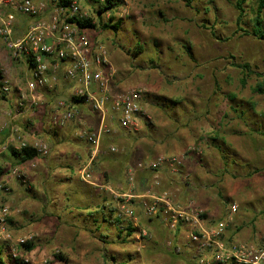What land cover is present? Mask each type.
<instances>
[{
	"label": "rangeland",
	"instance_id": "rangeland-1",
	"mask_svg": "<svg viewBox=\"0 0 264 264\" xmlns=\"http://www.w3.org/2000/svg\"><path fill=\"white\" fill-rule=\"evenodd\" d=\"M189 1L188 6L182 0H128L130 14L120 21L118 32L102 29L103 22L89 29L94 43L104 44L109 51L124 90H148L139 131L105 141L104 136L101 152L89 165L93 148L70 138L79 109H90L89 104H72L73 88L65 92L64 83L54 91L29 92V67L12 58L0 37V65L11 86L9 95H0V168L3 175H9L0 181L11 188L6 202L11 206L14 237L32 236L28 244L34 245L33 250L20 249L23 264H194L187 249L177 251L183 246L180 237L156 220L152 226L141 218V201L134 207L141 227L151 234L147 239L140 240L136 233L127 237V223L120 228L100 223V214L98 222L90 217L106 199L116 210L108 216H116L123 198L115 194H122V187L124 193L128 191V167L158 155H178L189 147L198 148L201 155H188L179 176L163 171L161 185L154 191H170L180 201L195 200L213 224L236 204L227 239L255 244L264 237V95L254 92L258 83L264 84V40L252 34L256 0L245 5L240 23L237 0ZM82 6L88 10L86 4ZM3 9V13L8 10ZM31 22L17 16L16 42ZM243 65H249L252 73L238 67ZM22 95L24 100L34 95L41 101L26 102V108L17 109ZM59 101L77 109L78 118L57 127L53 119ZM66 133L70 134L66 142L58 143ZM18 136L27 142H46L49 157L40 158L35 168L17 164L10 151ZM72 143H79L89 154L74 174L60 164L62 156L58 155V147L69 150ZM4 146L7 150L3 151ZM112 146L129 150L126 164L120 162V153H109ZM80 167L93 175L95 185L82 181ZM15 170L29 173L25 183L13 174ZM10 176L16 178L10 182ZM69 176L72 179L67 183ZM138 187L140 194L148 189ZM170 240L172 246L167 245ZM2 257L5 264H15L7 251Z\"/></svg>",
	"mask_w": 264,
	"mask_h": 264
},
{
	"label": "built area",
	"instance_id": "built-area-1",
	"mask_svg": "<svg viewBox=\"0 0 264 264\" xmlns=\"http://www.w3.org/2000/svg\"><path fill=\"white\" fill-rule=\"evenodd\" d=\"M84 1V2H83ZM111 8L104 12L107 0H0V37L12 51L14 60L25 59L30 66L31 79L28 83L29 92L38 90L54 91L64 81L73 83L72 97L83 98L89 108L101 119L97 131L80 130L77 138L93 148L94 155L101 152L102 138L121 132L136 133L141 128L143 119L142 103L148 91L142 87H130L121 92H114L117 70L109 57L104 44H96L89 37V29L82 30L76 20H88L97 26L101 22L116 24L126 18L129 12L128 0H109ZM86 4L84 11L82 5ZM6 7L8 10L3 13ZM32 20L26 34L17 42L14 30L17 16ZM2 74L0 95L10 94V81ZM71 97V98H72ZM24 95L17 103V109L26 108L28 103L36 104L40 98L31 95V100ZM78 110L59 101L53 119L54 126H65L76 119ZM5 125L4 129H7ZM18 132V130H16ZM31 147L38 157L47 158L50 148L44 141L27 142L17 137L14 149L20 151ZM2 150H7L4 146ZM110 154H122L123 149L112 146ZM201 155L195 147L178 155H158L146 158L135 166L127 168L128 191L115 194L123 198L118 202L117 225L123 228L127 223L136 230L137 237L147 239L151 234L141 227V219L136 213L134 204H140L141 218L160 225L177 239L183 240V246L194 258V264H264V237L255 244L230 242L227 239V228L232 222L238 206H230L226 217L212 223L206 210L195 200H177L170 191L156 192L161 185L163 171L172 177L182 174L188 155ZM21 181L26 182V173L13 172ZM82 181L95 185L94 177L86 168L79 171ZM150 176L147 181L144 176ZM145 181V183H144ZM148 187L142 194L136 190L138 186ZM146 187V188H147ZM114 193V192H113ZM11 188L6 182L0 181V245L7 251L11 260L20 259V249L32 241V236L15 238L11 228V206L6 199ZM122 226V227H121ZM172 246V240L167 242Z\"/></svg>",
	"mask_w": 264,
	"mask_h": 264
},
{
	"label": "trees",
	"instance_id": "trees-1",
	"mask_svg": "<svg viewBox=\"0 0 264 264\" xmlns=\"http://www.w3.org/2000/svg\"><path fill=\"white\" fill-rule=\"evenodd\" d=\"M186 3V5H190L191 2L189 0H182ZM252 0H237V4H236V9L239 11V17H238V22L240 23L243 19L244 14L246 13V9H245V5L249 2H251ZM111 2L109 0H107L106 4L103 6V9H100L99 12H104L107 11L111 8ZM255 17L253 20V30H252V34L254 37H256L259 40H264V21H263V13H264V0H256V7H255ZM77 25L79 26L80 29L82 30H86V29H94L96 28V26L92 25L88 20H76ZM121 26V22H118L116 24H109V23H104L102 24V29L104 30H108L111 29L114 32H118L119 31V27ZM240 68L243 69V71H247L246 74H250L251 69L249 65H243V66H238ZM2 78V74L0 73V79ZM246 80H243V84L245 85ZM254 92L255 93H259L264 95V84L263 83H258L257 87L254 88ZM71 102H77V103H85L83 98H78V97H72L71 98ZM111 136H106L103 140L105 141L106 139L110 138ZM11 152V156L17 161V164L19 165H23L29 161L34 160L35 158L38 157L37 152L35 150H33L31 147H27L24 148L20 151H17L15 149L12 148ZM120 162L123 163H127L130 157L129 154V150H125L124 153H122L120 155ZM125 163V164H126ZM82 166V165H81ZM72 170V174L75 173V168L74 167H69ZM82 167H80L81 169ZM3 176V169L0 168V178ZM124 181V178L123 180ZM124 183V182H123ZM121 193H124L126 191V188H121ZM70 196V195H69ZM71 197V196H70ZM105 203H103L102 206H100L97 211L95 213L91 212V216L90 217H94L95 222H98L96 215H101V222H104L105 224H117V219L116 217L114 218H110L108 216V212L113 213L116 210L112 208L113 204H109L108 199L104 200ZM112 216V215H111ZM114 219V220H112ZM155 221V220H154ZM153 221L149 222L152 223ZM149 223H147L149 225ZM100 227V226H99ZM120 230V228H119ZM121 232V231H120ZM136 230L134 228H132L131 226H129L127 228V237H132L135 234ZM122 233V232H121ZM28 251H32L34 248V245L32 244H26L24 246ZM4 252V248L2 247V245H0V264H5L2 254ZM60 258H62L61 256H59ZM15 264H23L22 262H20L19 260L15 261ZM123 264V263H122Z\"/></svg>",
	"mask_w": 264,
	"mask_h": 264
},
{
	"label": "crops",
	"instance_id": "crops-1",
	"mask_svg": "<svg viewBox=\"0 0 264 264\" xmlns=\"http://www.w3.org/2000/svg\"><path fill=\"white\" fill-rule=\"evenodd\" d=\"M17 61L26 64L29 67V70H30V66L25 61V59H20V60H17ZM117 81H119V83L116 85ZM62 83H64L63 84V89H66V90H64L65 92L67 91V89L70 90V89L73 88V83H71L69 81H64L63 80L61 82V84ZM61 87H60V89H62ZM69 87H70V89H69ZM125 87H126L125 84L124 83H121L120 80H119V78L116 77V82L113 85V88H116L118 90L124 91V88ZM71 103L73 104V102H71ZM79 111H80V115L78 116L79 119L75 120V123L72 124V126L74 127L75 130L72 133L70 132L71 135L70 134L69 135H70V138H73V139L77 140L78 142H82L83 146L85 147V145H84L85 142L80 141L77 138V133L80 130H88V131L89 130L90 131H94L95 130V131H97L99 129V127L101 126L102 122H101L100 117L96 113H93L90 109L80 108ZM57 127H60V126H57ZM23 128L25 129V127H23ZM117 131H118L117 134H115V135H107V136H111V137L116 136V137H118L120 135V133L123 134V132H121V130H117ZM7 133H8V130L4 134L7 135ZM50 135H53V134L51 132H49V138H50ZM55 135L59 136L60 134H59V132H55ZM69 135L67 133L64 134L62 138H59L58 139V143L61 142L62 140H64L63 143H65L66 142L65 141L66 140L65 138L66 137H69ZM58 146H60V145H58ZM82 147L79 145V143L78 144L72 143L71 148H69V150L67 148L58 147V151H59V154L58 155L60 157L62 156V158L60 159V161H62V162L60 164L63 165L66 169H68L71 173H72V170L69 167H74L75 168L76 166H81L86 161V156L89 155V154H87L85 152L86 150H84ZM86 149H87V146H86ZM67 157H69V159H67ZM40 158L41 157H37L34 160L29 161V162H27L25 164H27V166H31V167H34L35 168L36 167V164H38L42 160ZM24 173H26L27 178H28V174L29 173L26 172V170L24 171ZM7 177H9V175H6V176L3 175L1 177V179L2 180H4V179L7 180L8 179ZM15 178L13 176H10V182H12V180L15 179ZM70 179H72V178L69 176V178H68V180H66V182L67 183L68 182L70 183ZM63 182H65V180ZM20 183H21V181H20ZM23 186L27 187V185H23ZM25 197H28V195L25 196ZM21 199H22V196H21L20 200ZM14 213H16V212H14ZM151 224L152 223H149V225H151ZM153 225H156V224L153 223L152 226Z\"/></svg>",
	"mask_w": 264,
	"mask_h": 264
}]
</instances>
